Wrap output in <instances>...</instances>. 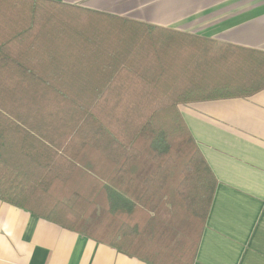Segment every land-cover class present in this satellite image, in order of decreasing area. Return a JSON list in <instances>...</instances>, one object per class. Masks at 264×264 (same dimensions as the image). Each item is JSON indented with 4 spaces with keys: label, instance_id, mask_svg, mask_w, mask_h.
Wrapping results in <instances>:
<instances>
[{
    "label": "trees",
    "instance_id": "trees-1",
    "mask_svg": "<svg viewBox=\"0 0 264 264\" xmlns=\"http://www.w3.org/2000/svg\"><path fill=\"white\" fill-rule=\"evenodd\" d=\"M44 4L64 7L78 18L133 24L145 41L107 46L90 38L93 43L82 47L90 45L94 58L73 67L45 62L36 58L35 46L36 11ZM224 46L50 0H0V200L145 264H191L217 181L178 106L227 95L216 91L219 84L204 70ZM149 50L156 53L147 60ZM71 69L81 73H73L66 85L62 79ZM107 71L115 75L106 76ZM162 82L171 86L158 90ZM83 87L98 94L88 106L77 97L72 107L48 112L40 102L54 92L70 106L63 92ZM120 93L116 97L123 103L109 105V94ZM87 153L94 159L96 153L105 170L100 173L97 163L83 160ZM76 172L90 173L95 187L84 195L71 189V200H87L93 207L99 201L97 206L112 215L140 209L142 226L130 224L122 231V221L114 234L96 236L89 233L97 231L89 225L92 216L83 214L86 205L71 210L60 198L44 207L51 187L66 184Z\"/></svg>",
    "mask_w": 264,
    "mask_h": 264
},
{
    "label": "crops",
    "instance_id": "crops-1",
    "mask_svg": "<svg viewBox=\"0 0 264 264\" xmlns=\"http://www.w3.org/2000/svg\"><path fill=\"white\" fill-rule=\"evenodd\" d=\"M50 1L230 46L204 67L227 95L178 106L217 181L191 264H264V0ZM45 28L38 59L73 67L94 58L81 47L93 42L61 43L64 23ZM69 71L81 73L68 70L66 85ZM0 264L145 263L0 200Z\"/></svg>",
    "mask_w": 264,
    "mask_h": 264
},
{
    "label": "rangeland",
    "instance_id": "rangeland-1",
    "mask_svg": "<svg viewBox=\"0 0 264 264\" xmlns=\"http://www.w3.org/2000/svg\"><path fill=\"white\" fill-rule=\"evenodd\" d=\"M58 6L56 5H47L44 4L40 7H38L36 11V22L40 25L37 29L38 31V37L36 40V47L37 48V56L38 54L42 51L40 46L44 45V41L47 42L49 40V37L47 36L49 33L52 31L50 30L49 33H46L48 28H45V32L43 31V27L49 26V24H55L58 22H62L65 25L64 31L62 32L64 34V37L61 38V43H68V42H73L76 44H82L81 40L87 41V39L92 38L93 40H98L102 45H111L109 42H116L118 41H130L133 40V43H135L137 46L138 44H142L145 40L140 37L141 31L137 28V26L133 24H129L126 22L118 21L114 23H110L107 18L103 17V19H98L96 21L90 20L88 18L82 17L78 18L79 16H74L75 14H71L72 12H68L64 7H60V9L56 8ZM63 30V29H62ZM83 35V37H79V34ZM86 32H88L89 35L88 37L85 36ZM45 33V34H44ZM47 34V35H46ZM76 34V36L74 35ZM122 35V36H121ZM96 36V37H95ZM99 36V37H97ZM121 36V37H119ZM146 39V37H145ZM140 40H143L140 41ZM52 41V39H51ZM64 46V45H63ZM67 44H65V48ZM80 47V46H79ZM82 47V46H81ZM89 48L91 47L90 45L88 46ZM181 54L183 57H186L185 54H183V48L181 50ZM36 53V51H35ZM34 53V54H35ZM156 52L149 50L148 53L144 56L147 60L149 58H153ZM36 56V57H37ZM34 57V56H33ZM38 58V57H37ZM99 59V57H97ZM99 62V61H98ZM100 70V69H99ZM75 71H69L67 74H73ZM115 71H107L106 76L112 77L114 76ZM149 71H146L145 73L148 74ZM79 73V72H77ZM101 73V70H100ZM86 74V73H85ZM99 75H102L99 74ZM84 80H89L88 78L83 77ZM104 78V77H103ZM169 80V79H168ZM172 80V79H170ZM67 81L72 82L70 79ZM96 81H99L97 79ZM123 84H126L125 80H122ZM163 81H167L164 79ZM161 85H157L156 88L158 90L164 91V89L169 85L168 82H162L160 83ZM34 88H38V86H34ZM73 89V88H72ZM128 89V86H127ZM50 91H52L50 89ZM66 92V91H65ZM63 92V94H66L71 101L70 106H65L64 102L60 101L59 99L53 97L52 95L54 92H50L47 95H51L49 98L41 99L40 102H42V106H47V111L52 112L56 110H62V108L67 107L70 108L74 105V103H77L75 100L77 97H83L82 103H84V106H88L92 103V96H97L98 94H89L87 91H82V89H75L74 91H69V92ZM127 96L130 95L129 93H125ZM114 95L115 97H113ZM123 94H109V105H115V107H118L120 105L119 103H123L122 101L118 100L116 96H122ZM131 96V95H130ZM83 105V104H82ZM96 156V159L93 158V155L88 156V153L83 156V160L86 161H91L97 163V169H99V172L101 173L102 171L105 170V167L102 166L101 158L97 157V154L94 153ZM74 176L71 178L69 182L66 184H58L56 183L54 186L51 187L48 196L45 197L43 203L44 207L49 208L51 206V199L53 200H58V199H63L65 198L67 202V206L71 209L74 210L79 207L87 206V210H83V214L88 217L92 216V220L90 221L89 225L92 226V228L97 231V232H89L96 236H106L109 234H114V232H111L112 230H119V228L122 226L120 222H125V225L122 226V231L124 228V231H126L127 226L130 224H133L137 226L138 228L142 226L141 224V210L135 208V210L131 214L127 215H112L108 211L104 210L105 206H96L93 207L89 203L86 204L87 200H83L80 202H77L75 198L67 196V193L71 189H75L79 194L84 195V193L89 192L92 188L95 187V184L93 181L90 179L91 174L88 173L82 174V173H74ZM90 176V177H89ZM88 205L90 207H88ZM67 216H70V213H66ZM117 233V232H115Z\"/></svg>",
    "mask_w": 264,
    "mask_h": 264
}]
</instances>
